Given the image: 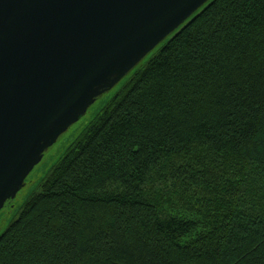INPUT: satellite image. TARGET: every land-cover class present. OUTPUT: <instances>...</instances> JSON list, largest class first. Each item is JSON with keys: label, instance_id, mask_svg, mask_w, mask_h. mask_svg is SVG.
<instances>
[{"label": "trees", "instance_id": "1", "mask_svg": "<svg viewBox=\"0 0 264 264\" xmlns=\"http://www.w3.org/2000/svg\"><path fill=\"white\" fill-rule=\"evenodd\" d=\"M158 48L0 236V264H264V0H212Z\"/></svg>", "mask_w": 264, "mask_h": 264}, {"label": "water", "instance_id": "2", "mask_svg": "<svg viewBox=\"0 0 264 264\" xmlns=\"http://www.w3.org/2000/svg\"><path fill=\"white\" fill-rule=\"evenodd\" d=\"M212 0H0V212L72 126Z\"/></svg>", "mask_w": 264, "mask_h": 264}, {"label": "rangeland", "instance_id": "3", "mask_svg": "<svg viewBox=\"0 0 264 264\" xmlns=\"http://www.w3.org/2000/svg\"><path fill=\"white\" fill-rule=\"evenodd\" d=\"M158 51L159 48L149 55L142 64L148 62ZM130 76L131 74L112 91L102 95L89 109L88 113L65 134H63L58 142L45 153L43 161L36 166L34 171L27 178L24 188L18 193L17 197L10 200L6 204L5 208L0 212V236L14 221L18 219L25 203L36 192L40 191L41 184L59 163L67 149L76 142L81 134L90 126L91 123H93V121H95V119L103 112L105 107L122 90Z\"/></svg>", "mask_w": 264, "mask_h": 264}]
</instances>
